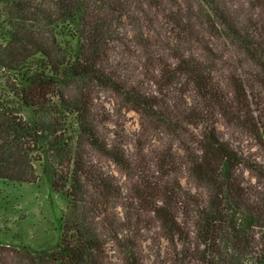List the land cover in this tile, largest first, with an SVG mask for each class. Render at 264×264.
Wrapping results in <instances>:
<instances>
[{
	"label": "trees",
	"instance_id": "obj_1",
	"mask_svg": "<svg viewBox=\"0 0 264 264\" xmlns=\"http://www.w3.org/2000/svg\"><path fill=\"white\" fill-rule=\"evenodd\" d=\"M169 3L176 9L165 0H0L6 27L0 79L18 100L0 101V178L34 182L38 162L53 190L67 199L55 246L0 243V264H109L108 241L124 264H144L138 236L147 218L172 245L171 264H264V164L247 158L216 128L222 117L264 146V113L257 117L252 108L264 90V0L251 1L263 18L250 27L218 0H195L196 13L185 0ZM189 12L255 67L250 85L237 72L219 79L215 59L190 52L186 46L200 48L205 39ZM131 15L145 26L124 30ZM126 31L142 56L132 70L119 67L112 53L125 43ZM101 89L137 111L142 129L182 140L184 170L200 189L175 179L173 152L155 156L152 166L138 165L121 142L101 131L94 111ZM138 149L143 155L145 147ZM90 151L135 180L128 194L89 161ZM116 206L126 210L121 217Z\"/></svg>",
	"mask_w": 264,
	"mask_h": 264
},
{
	"label": "rangeland",
	"instance_id": "obj_2",
	"mask_svg": "<svg viewBox=\"0 0 264 264\" xmlns=\"http://www.w3.org/2000/svg\"><path fill=\"white\" fill-rule=\"evenodd\" d=\"M168 6L174 8L165 0ZM220 6L225 7L232 14L233 18L240 24L248 27L254 26L250 23L253 20L261 23L263 18V11L254 7L251 4L252 0H218ZM183 3V2H182ZM186 5L194 7L196 13L195 0H185ZM148 14L155 12L149 10L144 6ZM132 15H142L140 10H136ZM0 7V42L4 33H6L5 23L3 22L4 14L2 15ZM124 20V30L129 31L132 26H145L143 21L133 22V17ZM189 15L191 13L189 12ZM190 22L199 36H203L205 42L203 46L211 48L215 56L209 57L204 47L196 44H189L193 53L202 52L206 60H216L214 74L219 79L225 80L229 74L237 72L247 82L251 84L254 66L247 63L241 52L230 45L227 38H216L212 36L211 32L207 29L203 17L197 18L192 16ZM3 27V28H2ZM124 44H116L115 49L112 51L115 57V63L119 67L124 66L127 70H132L138 64L137 46L135 45L134 38L131 32ZM170 38L171 36L167 34ZM167 38V39H169ZM228 41V42H227ZM204 49V50H203ZM213 53V54H214ZM167 57V56H166ZM215 57V58H214ZM255 90V89H253ZM257 90H261L257 88ZM178 93L177 90L173 93ZM254 95L255 91L251 90ZM262 98L253 101L252 108L255 109V115L260 117L264 113V90L261 91ZM192 95V94H191ZM187 99L188 96H187ZM0 101H18L14 96L10 95V91L4 86V81L0 79ZM260 105H259V104ZM20 113L28 118L31 112L26 107H20ZM94 111L98 118L103 121L100 126L101 131L108 135L110 140L115 139L122 143L126 154L134 160L138 165L144 162V165L152 166L151 163L155 160V156L167 151L176 156L174 160L176 172L175 179L182 183L183 187L194 191L196 188L189 172L183 165L181 157L182 150L180 142L176 139H171L165 134L159 132H150L146 128H141L140 114L131 109L121 97L116 96L110 90H98L96 92V99L94 101ZM216 128L219 136L232 144L238 151L242 152L247 158L251 160H258L264 164V146L252 136V133L246 129L237 128L228 125L226 121L219 117L216 123ZM196 130L195 132H197ZM194 133V131H192ZM189 141L187 138H183ZM144 146L143 155L138 152V146ZM91 162L97 167L99 171L106 173L116 184H119L126 194L129 193L134 179L127 176L113 161L108 158L97 154L94 151L89 152ZM176 154V155H175ZM39 179L34 182H13L0 178V243L7 246H20L27 245L34 249L49 248L55 246L61 237V226L63 217L67 208V199L56 193L51 185L50 179L44 175L41 170L43 164H36ZM245 178L248 182H255V178L250 172L245 171ZM129 200V199H128ZM115 213L122 216L126 212L121 206L115 207ZM181 213V208L179 210ZM145 227L142 228L138 236L140 238V246L143 255L144 264H171L173 260L171 257L174 255L173 247L161 235L158 224L155 221H150L147 218ZM259 236L257 235L256 238ZM108 252L109 264H124L122 254L117 246L108 241L106 244Z\"/></svg>",
	"mask_w": 264,
	"mask_h": 264
}]
</instances>
